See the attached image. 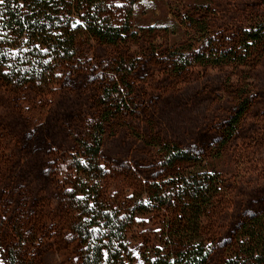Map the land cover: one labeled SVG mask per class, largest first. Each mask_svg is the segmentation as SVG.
<instances>
[{
    "label": "rangeland",
    "instance_id": "374dc122",
    "mask_svg": "<svg viewBox=\"0 0 264 264\" xmlns=\"http://www.w3.org/2000/svg\"><path fill=\"white\" fill-rule=\"evenodd\" d=\"M187 14L204 16L212 37L227 46L264 23V0H140L132 17L133 30L142 35L137 44L113 47L83 38L77 57L58 68L49 86L0 88V244L6 254L19 253L30 264H80L65 203L74 139L90 131L100 91L128 53L136 59L130 82L137 109L105 129L99 156L104 196L126 207L144 198L143 185L167 174L161 152L135 128L148 139L178 143L220 174L222 192L206 220L214 238L210 264L227 256L241 220L264 210V51L245 66L194 64L174 73L163 54L205 42L187 29ZM151 29L155 39L147 35ZM151 41L163 54H151ZM243 87L252 104L218 153L222 125ZM162 233L159 212L135 218L128 232L133 264H146L143 253L162 246Z\"/></svg>",
    "mask_w": 264,
    "mask_h": 264
},
{
    "label": "trees",
    "instance_id": "16d2710c",
    "mask_svg": "<svg viewBox=\"0 0 264 264\" xmlns=\"http://www.w3.org/2000/svg\"><path fill=\"white\" fill-rule=\"evenodd\" d=\"M117 1L119 5L113 0H0V88L49 86L57 78L58 68L77 57L83 38L113 47L137 44L142 35L133 30L132 17L140 0ZM186 16L187 29L205 39L202 47L196 48L194 42L188 47L182 44L165 55L151 41V54H163L174 73L194 64L245 66L257 51H264V23L243 30L226 46L212 37L204 16ZM147 35L156 38L152 29ZM134 59L129 53L120 57L111 71L113 80L100 91L96 121L85 136L74 139V177L65 203L69 229L79 242V262L133 264L129 229L138 215L157 211L163 244L143 253L145 263L210 264L214 238L206 220L224 183L200 155L160 137L148 139L133 128L145 144L161 152L167 174L143 185L144 198L126 207L103 194L104 169L99 156L105 129L117 118L136 114L130 82ZM251 104L252 94L243 87L234 111L222 125L218 153L237 133ZM0 264L30 262L19 253L6 254L0 244ZM220 264H264V210L241 220Z\"/></svg>",
    "mask_w": 264,
    "mask_h": 264
}]
</instances>
